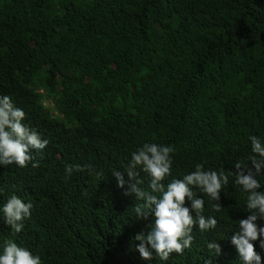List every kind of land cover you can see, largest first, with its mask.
<instances>
[{
    "label": "trees",
    "instance_id": "16d2710c",
    "mask_svg": "<svg viewBox=\"0 0 264 264\" xmlns=\"http://www.w3.org/2000/svg\"><path fill=\"white\" fill-rule=\"evenodd\" d=\"M5 10L14 39L0 49L17 53L23 34L39 33L52 73L92 111L103 103L99 108L138 119L143 135L184 112L199 138L180 146L171 127L167 144L179 163L208 164L213 157L210 167L234 170L237 161L250 163V136L264 141V0H0ZM46 137L49 145L34 151L27 167L0 165V253L14 241L43 264H183V255L164 261L154 250L151 261L143 259L115 207L106 217L87 215L75 180L98 177L80 171L67 177L54 137ZM100 153L95 145L90 160ZM259 180L264 186V175ZM26 192L34 197L26 200ZM12 195L33 204L20 233L3 221Z\"/></svg>",
    "mask_w": 264,
    "mask_h": 264
},
{
    "label": "clouds",
    "instance_id": "9594fccd",
    "mask_svg": "<svg viewBox=\"0 0 264 264\" xmlns=\"http://www.w3.org/2000/svg\"><path fill=\"white\" fill-rule=\"evenodd\" d=\"M10 18L7 10L0 11V44L14 39L7 34L14 24ZM28 34L17 53H6V45L0 49V165L27 167L35 160L33 152L49 145L46 135L54 137L50 144L57 143L55 154L67 177L80 171L99 179L92 183L72 177L86 214L99 219L115 207L117 222L135 235L143 259L151 261L154 250L164 261L172 253L183 255V264H264V186L259 180L264 141L250 136V163L237 161L234 170L210 167L213 157L208 164L179 163L175 146L167 144L171 127H176L180 146L190 147L199 138L184 112L171 114L143 135L138 119L99 108L103 103L92 111L60 73H52L39 33ZM168 100L165 95L163 107ZM95 145L101 153L90 160ZM32 207L12 195L2 208L4 223L20 233ZM0 264L43 261L27 247L7 241Z\"/></svg>",
    "mask_w": 264,
    "mask_h": 264
}]
</instances>
